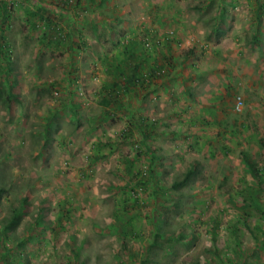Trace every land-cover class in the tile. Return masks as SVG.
I'll use <instances>...</instances> for the list:
<instances>
[{"label":"rangeland","instance_id":"rangeland-1","mask_svg":"<svg viewBox=\"0 0 264 264\" xmlns=\"http://www.w3.org/2000/svg\"><path fill=\"white\" fill-rule=\"evenodd\" d=\"M3 42L0 264H264V0H0Z\"/></svg>","mask_w":264,"mask_h":264},{"label":"trees","instance_id":"trees-1","mask_svg":"<svg viewBox=\"0 0 264 264\" xmlns=\"http://www.w3.org/2000/svg\"><path fill=\"white\" fill-rule=\"evenodd\" d=\"M7 46L4 42L3 43H0V50L3 49V47ZM129 51V55L127 56V59H128V63H129V74H128V80H127V83L128 84H137V83H140L142 84L144 82L145 79H147V75H143L142 77H139V73H138V69H139V65L137 64V56H135L134 54H132ZM132 51V50H131ZM151 74L155 75L157 73V69H152L151 71ZM249 162V160L247 161ZM250 167L251 169L254 170V164H250ZM258 170L255 169V174L257 175Z\"/></svg>","mask_w":264,"mask_h":264}]
</instances>
